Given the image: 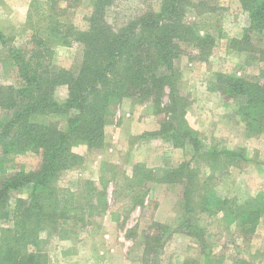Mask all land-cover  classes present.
I'll use <instances>...</instances> for the list:
<instances>
[{"label": "trees", "instance_id": "trees-1", "mask_svg": "<svg viewBox=\"0 0 264 264\" xmlns=\"http://www.w3.org/2000/svg\"><path fill=\"white\" fill-rule=\"evenodd\" d=\"M118 2L32 0L24 25L30 33L23 47L11 44L0 28V44L20 80L19 87L0 84V107L9 111L0 115V264H51L47 239L57 235L69 240L76 234L75 227L96 223L107 212L108 179H86L81 191L61 187L59 179L64 171L82 165L84 158L74 151L76 146L104 148L105 128L125 98H140L156 114H165L160 128L145 136L192 152V158L169 167L158 179L183 186L184 216L175 225L157 223L156 248L146 254L174 233L194 237L205 247L200 214L221 212L228 224L238 226L244 239L264 223V192L240 201L217 191L219 176L249 160L246 147L208 145L186 118L191 100L179 88L181 72L175 61L185 44L197 50V60L207 61L223 36L188 19L190 8L203 14L199 7L206 0L132 2L124 7L125 16ZM239 2L250 23L241 37L230 38L228 47L237 53H264L255 42L257 35H264V0ZM82 3L90 8L86 29L70 18L71 9ZM113 14L123 16L118 18L120 24ZM77 43L83 46L80 68L72 71L57 65L58 47ZM63 85L68 94L59 100L56 92ZM208 88L226 102H235L249 136L264 133V68L255 78L217 71ZM30 153L40 156L37 168H16L13 158ZM128 178L130 186L145 189L154 180L153 170L138 162ZM21 190H28L27 196L16 197L12 205V193ZM144 203L142 195L133 196L134 206ZM260 252L264 256V246ZM235 264L258 263L238 259Z\"/></svg>", "mask_w": 264, "mask_h": 264}, {"label": "rangeland", "instance_id": "rangeland-1", "mask_svg": "<svg viewBox=\"0 0 264 264\" xmlns=\"http://www.w3.org/2000/svg\"><path fill=\"white\" fill-rule=\"evenodd\" d=\"M31 1L0 0V28L12 39L11 44L25 45L30 31L24 25ZM138 1H145V4L156 0H119L124 16L128 14L124 7ZM83 3L73 7L70 15L80 29L87 28L86 18L90 13V8ZM199 8L203 14L198 15L197 8H190L188 19L198 22L203 30L223 36L218 38L207 61L197 60V50L189 44L184 45V53L175 61V67L181 72L179 88L191 100L187 120L199 125L200 129H195L200 131L208 145L246 147L249 160L219 176L217 185L219 195L244 201L264 192V133L249 136L236 114L235 102H226L221 94L210 91L208 87L217 71L236 72L247 78L257 77L264 68V53H237L228 47L230 38L244 30L249 20L239 0H206ZM113 17L116 24L121 23L118 18H123L119 14L118 18L116 14ZM255 42L264 51V35H257ZM82 58L83 46L77 43L72 47H58L55 63L77 71ZM0 84L15 87L20 84L17 69L1 44ZM67 94V86L63 85L57 89L56 97L64 100ZM166 100L167 97L164 98ZM122 102L108 125L115 129V125L121 126L123 118H126L127 122L130 121L126 128L131 137H124L122 132L115 136L114 130L109 132L112 141L105 159L106 146L100 150H89L86 145L76 146L74 151L84 158L82 165L64 171L59 179L61 187L81 191L86 179L105 177L110 181L109 208L96 223L75 227L76 234L69 240L58 239L57 235L47 239L43 234V238L47 239L45 249L50 253L51 264H235L238 259L264 264V256L260 252L264 246V223L259 224L250 239H244L238 226L228 224L221 212L199 216L205 231V247L194 237L174 233L168 240L164 237V244L155 252L149 251L147 256L146 250L156 248V233L160 231L156 224L175 225L184 216L183 186L158 179L169 167L192 158V152L190 148H174L171 142L161 138V141H150L152 137L145 136L148 135L146 129L160 128L165 114H156L154 107L137 97L127 100L128 105H122ZM195 104L201 107L199 113L194 109ZM120 111L121 116H118ZM5 114L9 111L0 107V115ZM13 160L17 163L16 168L31 170L39 165L40 156L30 153L15 156ZM138 162L153 170L154 180L149 181L145 189L136 184L129 185L131 179L128 177H131L132 168ZM12 172L13 169L8 171ZM27 194L28 190L13 192L12 205L16 197ZM134 195H142L145 203L134 206ZM7 224L9 222H4V225ZM148 240L151 242L148 243ZM63 250L69 252L64 254Z\"/></svg>", "mask_w": 264, "mask_h": 264}, {"label": "crops", "instance_id": "crops-1", "mask_svg": "<svg viewBox=\"0 0 264 264\" xmlns=\"http://www.w3.org/2000/svg\"><path fill=\"white\" fill-rule=\"evenodd\" d=\"M249 23H250V20H248L247 21V23L244 25L245 27L246 26H248L249 25ZM244 27V28H245ZM243 30H241L238 34H236L235 35V37H241L242 36V34H243V32H242ZM245 53H247V52H245ZM131 98H126V99H124L123 100V102H122V105H128L129 103H127V100H130ZM196 105V104H195ZM201 106H202V104H201ZM200 107V105H196L195 107H194V109H195V111L197 112V113H199V111L201 110V107ZM188 111H189V108H188ZM121 114V111L118 113V116H121L120 115ZM122 114H123V111H122ZM123 120H124V122H122L121 123V126L119 125V126H116L115 125V129H114V127H113V129H111L110 127V125H108V126H106V129H105V146H106V151H105V156L103 157L104 159L107 157V153H108V149L110 148V145H111V141H112V139H110V135H109V132H112V130H114L115 132L113 133L115 136L119 133L120 134V132H122V135L124 136V137H126V138H129V136H130V132L127 130V125L128 124H130V121L129 122H127V120H126V118H123ZM146 120V119H145ZM148 120V119H147ZM132 121V120H131ZM190 121V120H189ZM191 124H192V126L194 127V128H197V129H200V127H199V125L198 124H196V122H190ZM159 127H157L156 126V128H154V127H152L151 129H146V132H154V131H156L157 129H158ZM148 130V131H147ZM131 137V136H130ZM148 138H149V136H147ZM116 139V138H115ZM160 140V138L158 139H156V138H151L150 139V141H159ZM161 141V140H160ZM237 147V146H236ZM230 148H233V147H230Z\"/></svg>", "mask_w": 264, "mask_h": 264}]
</instances>
